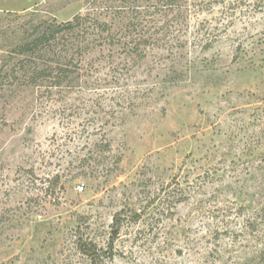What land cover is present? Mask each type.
I'll use <instances>...</instances> for the list:
<instances>
[{
	"label": "rangeland",
	"instance_id": "obj_1",
	"mask_svg": "<svg viewBox=\"0 0 264 264\" xmlns=\"http://www.w3.org/2000/svg\"><path fill=\"white\" fill-rule=\"evenodd\" d=\"M188 4L132 60L124 0H0V264H90L79 238L99 264H264V0ZM76 15L72 78L28 84L18 39Z\"/></svg>",
	"mask_w": 264,
	"mask_h": 264
},
{
	"label": "trees",
	"instance_id": "obj_2",
	"mask_svg": "<svg viewBox=\"0 0 264 264\" xmlns=\"http://www.w3.org/2000/svg\"><path fill=\"white\" fill-rule=\"evenodd\" d=\"M131 1L133 0H124V8H121L122 12H118L119 15L124 14V39L128 35H133V37H129L134 38L130 42L131 46H124L123 52L127 58L141 60L147 57L149 50L156 48L158 50L175 41V39L168 40L170 28L183 24L184 19L182 17L189 9V0H156L154 4L141 7L132 6ZM167 17L172 18V20ZM180 18L183 21H180ZM87 19L82 15H76L72 21L63 24L43 21L35 26L31 34H24L22 38L18 39L15 44L14 57L16 60L24 56L28 57L27 65L23 68L28 66L30 70L28 84L49 81L52 82L49 86L50 89L60 88L63 81L72 78L70 66L74 61L75 54L81 51L80 46L82 44L78 40V34L75 30L81 28ZM159 20L161 22L166 20L173 27L167 28V26L164 27L165 25L158 27ZM62 39L66 43L58 44V41ZM177 42L183 43L180 39H177ZM180 47L182 48V46ZM85 48L86 46L83 49ZM33 55L37 57L35 58ZM38 59L45 62L46 65L38 66L34 63ZM3 71L1 68L0 73ZM114 219L117 226V219ZM113 235L117 236V232L114 231ZM78 244L79 253L84 259L90 264H99L101 251L97 249L95 244L82 241L81 238L78 239ZM263 254L261 253V255Z\"/></svg>",
	"mask_w": 264,
	"mask_h": 264
},
{
	"label": "built area",
	"instance_id": "obj_3",
	"mask_svg": "<svg viewBox=\"0 0 264 264\" xmlns=\"http://www.w3.org/2000/svg\"><path fill=\"white\" fill-rule=\"evenodd\" d=\"M80 189H82V188H80Z\"/></svg>",
	"mask_w": 264,
	"mask_h": 264
}]
</instances>
